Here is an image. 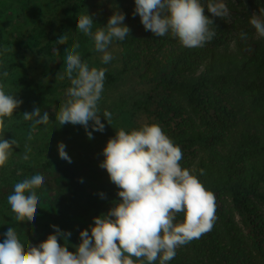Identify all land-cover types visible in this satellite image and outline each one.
Segmentation results:
<instances>
[{
	"label": "trees",
	"instance_id": "1",
	"mask_svg": "<svg viewBox=\"0 0 264 264\" xmlns=\"http://www.w3.org/2000/svg\"><path fill=\"white\" fill-rule=\"evenodd\" d=\"M12 1L19 6L18 14L14 20H6L5 29L14 33L20 20L31 16L32 8L29 0ZM58 1L62 15L56 35L51 37L40 28L20 41L0 36V71L8 73L7 77H0V85L7 93L13 94L7 90L12 87L30 98L46 100L66 90L70 82L64 75L63 49L73 43H79L77 51L81 59L90 67L95 66L92 58L98 53L91 39L74 24L79 14L84 11L87 14V0ZM248 1L264 11V0ZM6 5L7 0H0V12ZM134 8L88 14L94 23L93 30L106 26L114 12L124 14L123 24L129 28L128 37L111 44L121 52L117 67H104L107 71L103 92L133 75L145 88L142 96L124 109L115 105L110 108L111 119L108 123L101 119V123L104 130L118 127L125 131L144 123L158 124L181 148V166L196 175L215 198L212 228L178 247L168 264H264V38L257 36L243 15L229 13L227 17H215L205 7L204 15L212 20L216 34L204 46L188 48L171 35L156 37L145 30ZM241 32L247 34L245 39H241ZM62 34L67 39L64 44H57L56 39ZM9 45L46 58L41 75L50 77L48 82L36 83L30 77L31 67L24 61L7 62ZM19 108L0 125V135L14 138L30 162H6L0 167V226L10 223L23 241L35 246L54 234L51 225H55L61 234L71 233L66 240L69 251H74L79 244V232L89 229L93 218L102 215L98 203L112 199L119 190L99 165L71 161L55 167L52 161L34 162L32 157H39L41 148L24 146L17 131L36 128L34 138L41 144L44 141L41 132H48L70 138L86 150L104 130L93 132L89 139L79 124L59 125L54 116L34 123L24 119L25 111ZM40 117L34 119L38 121ZM8 122L17 124L13 129L4 128ZM88 131H92L91 127ZM46 148L47 145L43 150ZM30 163L32 168L28 167ZM34 171L44 176V183L33 189L40 195L35 214L28 221L17 222L6 197L16 182ZM39 201L49 207V223L37 222ZM183 218V213H177V221Z\"/></svg>",
	"mask_w": 264,
	"mask_h": 264
},
{
	"label": "clouds",
	"instance_id": "2",
	"mask_svg": "<svg viewBox=\"0 0 264 264\" xmlns=\"http://www.w3.org/2000/svg\"><path fill=\"white\" fill-rule=\"evenodd\" d=\"M134 5V14L140 17L145 30L156 37L171 35L188 48L202 47L216 34L212 20L204 15L205 7L215 17L229 15L225 0H134ZM124 19L122 12H114L106 26L95 30L85 11L74 19L75 27L91 39L103 65L114 59L110 51L112 42L128 37ZM249 23L257 36L264 38V12L252 15ZM246 35L241 32V39ZM66 39V34L59 35L56 43L64 44ZM79 47V43H73L63 49L64 75L70 86L55 118L59 125L83 126L91 139L93 132L104 130L101 117L108 123L112 115L106 109L101 115L98 108L107 69L90 67L81 59ZM7 75V71H0V77ZM20 103L0 85V125ZM23 116L35 123L46 121L48 114L37 121L34 118L39 116V108H36ZM89 127L92 131H88ZM15 143L14 138L0 137V167L7 162ZM57 149L59 157L70 163L62 142H58ZM102 155L99 167L106 170L119 189L120 200L106 214L94 217L89 229L79 232L80 243L75 250H68L66 237L71 233L61 234L55 225H51L54 234L35 246L23 241L17 229L10 226L0 242V264H168L178 247L212 228L214 194L181 166V148L158 124L144 123L131 131L116 130L107 140ZM43 183V174L34 171L12 186L6 199L17 222L33 218L39 199L33 189ZM100 195L103 197V193ZM177 213H183L184 218L177 221Z\"/></svg>",
	"mask_w": 264,
	"mask_h": 264
},
{
	"label": "rangeland",
	"instance_id": "3",
	"mask_svg": "<svg viewBox=\"0 0 264 264\" xmlns=\"http://www.w3.org/2000/svg\"><path fill=\"white\" fill-rule=\"evenodd\" d=\"M225 1L228 3L227 7L229 9V13L236 16L243 15V20H249L252 15H259V12H264L263 9L261 10V8L252 4L248 0H240V3L236 0ZM233 1L234 3L232 4ZM29 2L32 8L31 16L27 19L22 18L18 28L13 33L12 31H7L5 29V23L8 18H13L14 20L15 16L18 14L19 6L12 0H7L6 7L0 12V36L5 37L8 41H20L24 36L30 34L34 29L43 28L49 33L51 37L58 33L59 20L62 15V9L59 5V1L29 0ZM87 5V14L90 16H92L91 14L94 15V13L98 14L108 10H116L118 8L121 9L124 7L132 8L135 6L134 0H87ZM110 51L113 52L114 59L109 64H101L99 53L94 58H92L93 64L96 67L102 66L109 69L117 67L118 55L121 52V49L110 45ZM6 61L9 63L16 61L26 62L31 67L29 70L30 77L38 84L47 83L50 78H46L41 75V66H43V64L46 62V58L23 49L22 47L9 45L7 47ZM7 90L16 95L18 100L21 101L19 105L20 110L31 113L34 109L39 108V112H41V114L39 113V116L41 117L45 113H47L50 117H55V113L59 111L61 104L65 100V90L60 91L54 97H48L46 100L30 98L20 89L8 87ZM144 91L145 88L139 84L137 75L125 77L124 80L121 81L115 88L102 92L101 99L98 102L100 114L102 115L105 109L109 110L114 105L118 106L119 110L124 109L128 103L140 98ZM101 119L103 118L101 117ZM16 124L17 123L15 122H8L6 126L4 125L3 127L8 128L11 126L13 129V126ZM119 129L120 128L118 127H113L104 130V132L97 139L93 140L92 145L86 150H82L78 144L70 138H60L59 136L49 134L48 132H41L44 137L43 144H41L40 141H36L34 138L37 136L38 130L36 128L17 131V135L21 139L19 142H22L24 146L30 145L36 150L41 148L40 156L36 158L32 157L34 162L52 161L55 167H60L65 163H69L66 160L60 158L58 155L57 145L58 142H62L65 145V151L70 157L71 161L86 162L90 163L92 166H98L104 158L102 155V149L105 147L107 140L113 137L116 130ZM0 137L3 136L0 135ZM5 138L9 139L8 137ZM45 145H47V148L43 150ZM25 157L27 156L19 149V144L15 143L12 146L7 162H14L16 164L30 162L29 157ZM28 167L32 168L31 163L28 164ZM27 172L29 174L31 173L30 170ZM115 187L117 190H119L117 186ZM38 197L40 198V195H38ZM119 200L120 198L116 194L112 199H106L98 203L97 209L100 210L101 214H106L115 203L119 202ZM38 205L40 208L37 211V214L39 212L37 215V222L49 223V218L47 216V212L49 210L48 205L43 204L40 201L38 202ZM10 226V223L0 226V242H2L3 235ZM78 241L80 243V240ZM68 250H70L69 246Z\"/></svg>",
	"mask_w": 264,
	"mask_h": 264
}]
</instances>
